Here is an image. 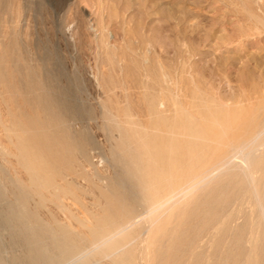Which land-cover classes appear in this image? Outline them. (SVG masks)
I'll list each match as a JSON object with an SVG mask.
<instances>
[{"label":"rangeland","instance_id":"374dc122","mask_svg":"<svg viewBox=\"0 0 264 264\" xmlns=\"http://www.w3.org/2000/svg\"><path fill=\"white\" fill-rule=\"evenodd\" d=\"M262 95L264 0H0V183L5 181L6 186L14 178H26L15 148L16 136L8 129L29 126V119L41 120L48 127L56 124L59 135L73 136L81 147L69 162L64 161L66 187L75 186L72 195L76 191L63 199L71 203L66 216L55 201L40 205L38 197H27L28 203L32 202L28 204L30 210L39 218L45 215V221H65L67 216L75 219L87 207L93 208L92 212L98 210L96 202L104 194L93 187L101 182L95 166L111 180L123 176V166L134 163L135 145L151 138L150 130L159 115L167 119L184 105L188 108L206 100L205 104L217 109L241 112L245 104L244 111L264 107V103L260 105L264 102ZM250 99L255 105L250 106ZM10 143H14V150ZM7 156H12L9 161L16 164ZM12 164L22 171H13ZM71 172L77 180L67 176ZM75 180L76 184L70 183ZM127 180L125 177L127 188L118 190V194L130 193ZM10 182L9 190L5 187L9 195L4 201L0 199V213L7 210L17 193L18 188L11 189L14 184ZM49 214L55 215L49 219ZM9 232L10 227L0 220L2 257L23 251ZM141 255L135 254L134 264L145 263L143 258L147 257L151 262L147 264H183L189 254H160L159 259L158 254ZM104 258L96 262L114 264Z\"/></svg>","mask_w":264,"mask_h":264},{"label":"bare ground","instance_id":"6f19581e","mask_svg":"<svg viewBox=\"0 0 264 264\" xmlns=\"http://www.w3.org/2000/svg\"><path fill=\"white\" fill-rule=\"evenodd\" d=\"M205 102L188 108L184 105L167 119L159 115L150 130L151 138H145V135V139L135 145L134 163L131 166L125 164L126 167L123 164L124 169L120 166L123 176L115 174L113 177V173L111 180L102 175L97 166L93 167L101 181H97L100 185L95 182L93 187H99L104 194L101 201H95L99 203V209L92 212L93 208L87 207L89 212L84 206L83 213H89L81 212L77 217L74 214L75 219L71 217V220L67 216L65 221L52 219L51 215L55 214H49L51 218H48L52 220L45 221V215L41 213L43 221L38 213L37 216L33 209L30 210L32 202L29 200V204L27 197H38L40 205L55 201L66 216L71 203L63 199L72 195L71 189L75 186L71 184L77 183V179L71 172L72 175L67 176H74L72 178L76 180L70 182L71 189L66 187V170L62 171L64 161H68L76 150H81L79 142L69 134L59 135L54 129L56 124L48 127L35 118L29 119V126L16 128L12 125L13 128L8 130L16 136L15 148L26 178L17 174L20 178L9 181L14 184L11 189H18L6 206L7 210H1L0 220L10 227L13 242L21 245L19 248L23 251L16 256H0V264H97L96 260L101 263L104 257L114 264H134L135 254H158V259L160 254L161 257L189 254L184 257L187 264H264V107L244 111L246 104H242L244 112H232ZM235 105L237 109L238 102ZM13 144L10 143L11 148ZM6 153L10 152L6 150ZM14 153L11 154L14 156ZM6 162L5 165H9L13 161ZM14 167L12 169L16 171ZM22 167L17 165L19 171ZM11 170L8 173H12ZM2 171L0 165V176H3ZM125 177L130 180V193L118 194V190L127 188ZM3 183L5 181L0 183V199L6 200L7 193L9 195L6 188L9 187L8 183L7 187ZM128 194L129 198L126 197ZM183 257L180 260L184 261ZM148 260L143 258V261Z\"/></svg>","mask_w":264,"mask_h":264}]
</instances>
